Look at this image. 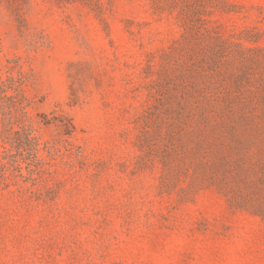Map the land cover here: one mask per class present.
Masks as SVG:
<instances>
[{
	"label": "rangeland",
	"instance_id": "374dc122",
	"mask_svg": "<svg viewBox=\"0 0 264 264\" xmlns=\"http://www.w3.org/2000/svg\"><path fill=\"white\" fill-rule=\"evenodd\" d=\"M19 73L0 264H264V0H0Z\"/></svg>",
	"mask_w": 264,
	"mask_h": 264
},
{
	"label": "trees",
	"instance_id": "16d2710c",
	"mask_svg": "<svg viewBox=\"0 0 264 264\" xmlns=\"http://www.w3.org/2000/svg\"><path fill=\"white\" fill-rule=\"evenodd\" d=\"M27 86L28 77L23 73L0 79V183L5 187L10 185L12 177L8 172L11 170L18 173L14 178H26L23 164H26L28 178L37 179L36 175L44 172L45 162L40 156L42 144L31 121L32 101L26 95Z\"/></svg>",
	"mask_w": 264,
	"mask_h": 264
}]
</instances>
